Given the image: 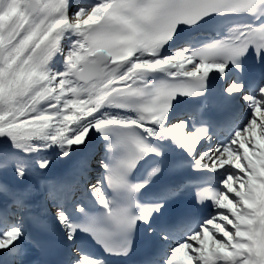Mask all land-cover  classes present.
Wrapping results in <instances>:
<instances>
[{"label": "snow or ice", "instance_id": "6c2138e0", "mask_svg": "<svg viewBox=\"0 0 264 264\" xmlns=\"http://www.w3.org/2000/svg\"><path fill=\"white\" fill-rule=\"evenodd\" d=\"M134 257L264 264V0H0V264Z\"/></svg>", "mask_w": 264, "mask_h": 264}]
</instances>
